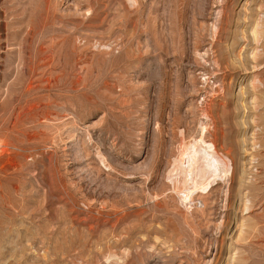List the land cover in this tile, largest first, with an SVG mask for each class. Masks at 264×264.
<instances>
[{
	"label": "rangeland",
	"instance_id": "1",
	"mask_svg": "<svg viewBox=\"0 0 264 264\" xmlns=\"http://www.w3.org/2000/svg\"><path fill=\"white\" fill-rule=\"evenodd\" d=\"M0 264H264V0H0Z\"/></svg>",
	"mask_w": 264,
	"mask_h": 264
},
{
	"label": "bare ground",
	"instance_id": "2",
	"mask_svg": "<svg viewBox=\"0 0 264 264\" xmlns=\"http://www.w3.org/2000/svg\"><path fill=\"white\" fill-rule=\"evenodd\" d=\"M207 5V4H206ZM239 63V62H238ZM238 66V65H237ZM202 143V142H201ZM210 147L212 148V147H214V146H212L211 144L210 145H208L207 146V148H209L210 149ZM200 148V147H199ZM191 149V148H190ZM205 149V148H204ZM187 152V151H186ZM186 152L184 153L185 155H186ZM193 151H191V150H188V152H187V160H188V162H193V153H192ZM202 159L205 161V165H207V167H209L210 168V171H211V174H210V176L209 177H212L214 174H215V172H216V165H215V160L216 159H214V155H213V153L211 152L210 153V151L208 152V151H206L205 150V152L204 153H202ZM219 160V159H218ZM217 161V160H216ZM224 167V166H223ZM185 169V168H184ZM220 172V171H219ZM209 179V178H208ZM239 179V178H238ZM242 182V181H241ZM198 184V183H197ZM196 183H194L193 181H191V183H190V185H189V187H186L185 189H184V191H183V195H182V199L184 200V201H186V200H188L190 197H191V195L194 193V191L197 189V188H199V189H203V187L202 186H199V184L197 185ZM243 205V204H242ZM242 223V222H241ZM240 223V224H241Z\"/></svg>",
	"mask_w": 264,
	"mask_h": 264
}]
</instances>
